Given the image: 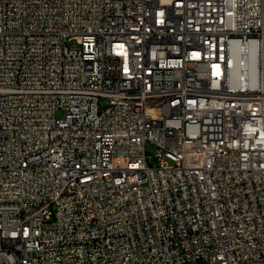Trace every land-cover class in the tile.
Listing matches in <instances>:
<instances>
[{
    "label": "built area",
    "instance_id": "2783aa9c",
    "mask_svg": "<svg viewBox=\"0 0 264 264\" xmlns=\"http://www.w3.org/2000/svg\"><path fill=\"white\" fill-rule=\"evenodd\" d=\"M0 264H264V0H0Z\"/></svg>",
    "mask_w": 264,
    "mask_h": 264
},
{
    "label": "bare ground",
    "instance_id": "6f19581e",
    "mask_svg": "<svg viewBox=\"0 0 264 264\" xmlns=\"http://www.w3.org/2000/svg\"><path fill=\"white\" fill-rule=\"evenodd\" d=\"M192 45H200V38H192ZM209 71H201L199 73V81H208ZM50 172H57V165H50ZM41 174H48V160H41Z\"/></svg>",
    "mask_w": 264,
    "mask_h": 264
},
{
    "label": "rangeland",
    "instance_id": "374dc122",
    "mask_svg": "<svg viewBox=\"0 0 264 264\" xmlns=\"http://www.w3.org/2000/svg\"><path fill=\"white\" fill-rule=\"evenodd\" d=\"M147 151L150 154V156L152 157L153 156V150L150 147H148ZM151 157H150V159H151Z\"/></svg>",
    "mask_w": 264,
    "mask_h": 264
}]
</instances>
